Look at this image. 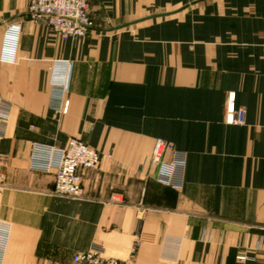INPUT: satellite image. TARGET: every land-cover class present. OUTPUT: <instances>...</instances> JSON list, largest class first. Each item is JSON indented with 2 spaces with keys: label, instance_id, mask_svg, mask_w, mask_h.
Segmentation results:
<instances>
[{
  "label": "crops",
  "instance_id": "crops-1",
  "mask_svg": "<svg viewBox=\"0 0 264 264\" xmlns=\"http://www.w3.org/2000/svg\"><path fill=\"white\" fill-rule=\"evenodd\" d=\"M29 2L0 0V264L94 243L121 264H264V0H90L94 27L70 39ZM72 137L102 156L82 198L34 165ZM156 138L186 152L180 189L156 179Z\"/></svg>",
  "mask_w": 264,
  "mask_h": 264
},
{
  "label": "built area",
  "instance_id": "built-area-1",
  "mask_svg": "<svg viewBox=\"0 0 264 264\" xmlns=\"http://www.w3.org/2000/svg\"><path fill=\"white\" fill-rule=\"evenodd\" d=\"M29 14L35 19H44L47 25L61 39L74 36H85L93 28V20L89 15V0H30ZM9 103L0 97V137L5 136ZM68 103L63 110L67 111ZM246 111L236 108L235 94L230 93L226 109V122L230 124H244ZM37 151V150H36ZM49 161H40L36 156L35 167L48 170L55 169L56 181L53 193L59 196L81 198V169H95L99 165V152L85 142L72 138L64 148L48 150ZM153 160L159 166L157 180L172 186L182 188L186 166V152L177 149L172 143L161 138L155 141ZM8 160L0 156V166L6 167ZM3 177V174H1ZM7 227H0V238H7ZM4 244L0 242V256L4 251ZM240 258H244L243 256ZM72 264H119V261L106 253L102 244L94 243L86 251L74 255Z\"/></svg>",
  "mask_w": 264,
  "mask_h": 264
},
{
  "label": "rangeland",
  "instance_id": "rangeland-1",
  "mask_svg": "<svg viewBox=\"0 0 264 264\" xmlns=\"http://www.w3.org/2000/svg\"><path fill=\"white\" fill-rule=\"evenodd\" d=\"M90 1V0H89ZM30 3V2H29ZM89 15H90V8H89ZM188 15V13H185V17H188L187 16ZM90 17H91V15H90ZM92 18V17H91ZM167 20H170V19H164V21H167ZM94 23V22H93ZM93 27H94V24H93ZM54 32V31H53ZM57 35V34H56ZM58 36V35H57ZM87 36V34L85 35V36H74V37H69V38H67V39H70V38H77V37H86ZM60 38V37H59ZM72 138H76V137H72ZM72 138H70V139H72ZM69 139V140H70ZM76 139H79V138H76ZM157 139H159V138H156L155 139V141L157 140ZM161 139H163V138H161ZM68 140V141H69ZM79 140H81V139H79ZM163 140H165V139H163ZM81 141H83V140H81ZM165 141H167V140H165ZM83 142H85V141H83ZM167 142H169V141H167ZM68 143V142H67ZM86 143V142H85ZM170 143H172V142H170ZM86 144H88V143H86ZM154 144H155V142H154ZM173 144V143H172ZM67 145V144H66ZM65 145V146H66ZM89 145V144H88ZM174 145V144H173ZM89 146H91V145H89ZM92 147V146H91ZM153 147H154V145H153ZM94 148V147H93ZM96 149V148H95ZM97 150V149H96ZM98 152H99V155H100V162H99V165L97 166V168H95V169H89V170H87V171H91V170H96V169H98L99 167H100V164H101V160H102V156H101V153H100V151L99 150H97ZM150 162H151V164H153L154 165V167L156 168V179H157V171L159 170V166H158V164L156 163V162H154V160H153V149H152V152H151V157H150ZM8 165V164H7ZM81 170H86V169H81ZM81 170H80V175H81V185H82V174H81ZM1 174H3L2 172H1ZM2 177V176H1ZM4 179V176L2 177V180ZM55 181H56V175H55ZM54 187H55V185H54ZM83 188V187H82ZM54 191V190H53ZM53 193V192H52ZM54 194V193H53ZM55 195V194H54ZM57 196H59V195H57ZM62 197H65V196H62ZM82 197H83V195H82ZM81 197V198H82ZM68 198H71V197H68ZM141 244V241L140 240H137L136 241V244L134 245V247H133V252H135V249H136V247H138L139 245ZM109 256H112V255H109ZM113 257H115L118 261H119V264H121V262H120V259L118 258V257H116V256H113ZM242 257V256H241ZM240 259H242V258H240Z\"/></svg>",
  "mask_w": 264,
  "mask_h": 264
}]
</instances>
